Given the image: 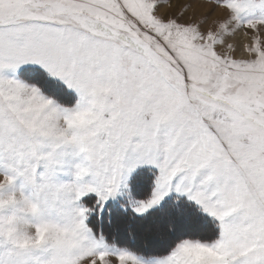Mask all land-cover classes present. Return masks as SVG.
Wrapping results in <instances>:
<instances>
[{
    "label": "snow or ice",
    "instance_id": "6c2138e0",
    "mask_svg": "<svg viewBox=\"0 0 264 264\" xmlns=\"http://www.w3.org/2000/svg\"><path fill=\"white\" fill-rule=\"evenodd\" d=\"M166 2L0 0V264H148L86 223L138 168L159 175L137 212L176 190L218 221L152 264H264V0Z\"/></svg>",
    "mask_w": 264,
    "mask_h": 264
},
{
    "label": "rangeland",
    "instance_id": "374dc122",
    "mask_svg": "<svg viewBox=\"0 0 264 264\" xmlns=\"http://www.w3.org/2000/svg\"><path fill=\"white\" fill-rule=\"evenodd\" d=\"M187 5H191V7L187 8V11H185V7ZM213 8H214V0H167L166 3H162L161 8H160V14L178 17V18L183 19L184 22H192V21H200L205 16H207L209 13H212V17H211L212 20H216L220 15H222V10L218 9L215 12H213ZM218 14L220 15L218 16ZM233 43H235V41ZM232 54L234 55L235 58H240V56L237 55V50ZM21 78L32 80L34 77L29 71H25L21 74ZM77 162H78V158H76L74 155L70 153L66 157L65 164L63 165L62 171L58 173L57 180L63 183L72 182L74 180V171H75L74 165ZM141 172L144 174V177H145V182L147 186L146 189L151 192L152 187H153V181H154L157 171L155 169L139 168L135 173H132L129 176L130 177L129 179L125 178V180L121 183L120 187L116 191V194L113 196H110L106 201L97 202L98 197L96 195H92L91 197L88 198L87 205L91 210L87 214L86 223L88 227L91 229L94 237L97 240H101L107 246L109 250L117 252V253L118 252H128L132 254L133 256L137 257L139 260L147 261L148 264H152V262L156 258H159L161 255L158 256L156 255V253H154L153 255L151 252L153 248L149 246L150 244L151 246L154 247V249H168V247L162 248L158 244L165 243L167 240H169L170 236L174 234L178 235L180 233H185L186 231H191V232L197 231L196 230L197 228H195L192 224H190L188 218L185 216L188 213L184 212L183 214H179L175 216L173 215V216L164 217V218L161 217V219H158L157 221H156V217L155 218L153 217L149 219V221L147 222H144V223L142 222L139 224L137 223L135 226L136 227L135 231H133L132 234H129L128 233L129 231H127V228L130 223H128L129 219L125 216L127 219L125 220V218H122L121 221H119L121 225L120 227H118V229L117 227L114 229L110 228L111 232L107 233L109 235L108 237H106L102 232L99 231L100 230L98 227L99 221L97 220V218H99L102 215V213L106 211V208L109 205L112 206L113 208L114 207L120 208L123 211L132 212L133 215L135 216L145 215V214L139 215L136 209L142 206L141 204L142 201L149 199L150 196L146 198H139L133 193L134 190H132L135 179L137 175ZM184 200L186 203L190 202L189 200H187V198H184ZM194 205L203 214L209 217L208 219L211 220L210 223L213 226H211L210 232H205V233L196 232L197 238L192 237V238H187V239H200V240L210 242L214 240L219 234V229L217 227L218 221L214 217H212L209 213H207L200 204H198L199 205L198 206L197 204L194 203ZM152 210L148 211L147 213L151 212ZM95 221L96 222L98 221V223H95ZM169 223H172L170 224L171 226L169 225ZM182 224H185V225L187 224L188 228L182 227ZM197 224L199 225V222H197ZM175 226L177 227L178 231L174 228ZM114 231H117L118 234H115ZM144 233L145 234L152 233L151 237L149 238L150 241H147V238ZM113 235L114 236L116 235L115 241H112L111 239ZM139 237L141 240L139 239ZM131 240L133 241L131 242ZM154 240H156L157 243H154L153 242ZM181 240L179 239L178 242ZM152 244H155V245H152ZM146 249H148V251L150 252L146 251ZM110 259H112L115 262V257H111ZM82 264H86V261L82 262ZM97 264H101V262L98 259H97ZM116 264H118V262H116Z\"/></svg>",
    "mask_w": 264,
    "mask_h": 264
},
{
    "label": "trees",
    "instance_id": "16d2710c",
    "mask_svg": "<svg viewBox=\"0 0 264 264\" xmlns=\"http://www.w3.org/2000/svg\"><path fill=\"white\" fill-rule=\"evenodd\" d=\"M146 188H147V186H146V182H145V177H144V174L141 172L137 175L135 182L133 184L132 190H134L133 193L137 197L146 198V197L150 196V194H151V192L148 191ZM184 212L188 213L187 215H185L188 218V220H189L190 216L191 217L195 216L194 218L199 222V225L201 227L211 230V226H213V225L210 223L211 220L208 219L209 217H207L205 214H203L194 205V203H192V202L186 203L184 198H182V197H171L169 199H166L159 207L155 208L151 212H149L145 215H142V216H135V215H133L132 212L123 211L120 208H115V207L113 208L112 206L109 205V206H107L106 211L104 213H102V215L99 218H97V220L99 221V224H98V227L100 229L99 231L102 232L106 237H108L109 235L107 233L111 232L110 228L114 229L117 227V229H118V227H120V225H121V223L119 221H121L122 218H125V220L127 218L129 219L128 223H130L132 225L129 224L127 231H129L128 232L129 234H132V232L135 231V228H136L135 226L137 223L139 224L142 222L143 223L147 222V221H149V219H151L153 217L154 218L156 217V221H157L158 219H161V217L164 218V217H170L173 215L175 216V215L183 214ZM140 220H142V221H140ZM143 220H145V221H143ZM98 221L97 222L95 221V223H98ZM170 224H172V223H169V225ZM174 228L178 231L176 226ZM196 232H202V231L200 230V231H196ZM196 232L186 231L185 233H180L178 235L174 234L175 238L172 242H170L167 245L168 249H154V247L151 246V244H150L149 246L153 248L151 250V252L153 255H154V253H156V255H158V256H160V255L163 256V255L167 254L173 248V246L176 244V242H178L179 239L181 240L184 238L187 239V238L196 237V234H197ZM114 233L118 234L117 231H114ZM119 234H120V232H119ZM151 234L150 233L145 234L147 241H150L149 238L151 237ZM154 237H156V236H154ZM111 239H112V241H115L116 235L115 236L113 235L111 237ZM139 239H140V237H139ZM156 240H154L153 242L157 243ZM132 241L133 240H131V242ZM152 245H155V244H152ZM167 246H165V247H167ZM146 251H148V249H146ZM148 252H150V251H148Z\"/></svg>",
    "mask_w": 264,
    "mask_h": 264
},
{
    "label": "bare ground",
    "instance_id": "6f19581e",
    "mask_svg": "<svg viewBox=\"0 0 264 264\" xmlns=\"http://www.w3.org/2000/svg\"><path fill=\"white\" fill-rule=\"evenodd\" d=\"M220 14H218V16H219ZM235 41V43H241V42H243L244 44H246L247 43V36L245 35V33L244 32H241V33H238L235 37H233V41L232 42H234ZM237 55L238 56H240V58L241 57H245L246 55H247V53L244 51V49L243 48H237ZM187 215V214H186ZM192 215V214H191ZM189 216V215H188ZM195 217V216H194ZM194 217H191L190 216V218H189V223L190 224H192L195 228H197L196 230L197 231H202V232H210V230L209 229H207V228H203V227H201L200 225H198L197 224V220L194 218ZM135 224V223H134ZM189 225V224H188ZM182 227H184V228H188V226H187V224L185 225V224H182ZM210 228V227H209ZM203 234V233H202ZM208 234V233H207ZM176 235V234H175ZM174 238H175V236L174 235H172V236H170V238H169V240H167L165 243H163V244H158V245H160L162 248H164L165 246H167L170 242H172L173 240H174ZM160 247V248H161ZM168 247V246H167Z\"/></svg>",
    "mask_w": 264,
    "mask_h": 264
},
{
    "label": "crops",
    "instance_id": "0c3cea01",
    "mask_svg": "<svg viewBox=\"0 0 264 264\" xmlns=\"http://www.w3.org/2000/svg\"><path fill=\"white\" fill-rule=\"evenodd\" d=\"M139 169V168H138ZM138 169H136L134 172H132V173H135ZM153 169H155V168H153ZM157 172H156V175H155V178H154V181H153V187H152V191H151V195H150V197H149V199H147V200H145V201H142V205L144 204V203H146V202H148V201H150L153 197H154V194H155V191H156V188H157V185H156V177L159 175V170L158 169H155ZM131 173V174H132ZM130 174V175H131ZM130 175H128V176H126V179L128 178H130L129 176ZM174 196H176V197H182V198H187V200H189L190 202H192V203H195V204H197L198 205V203L196 202V201H194V200H191L190 198H188L189 196L186 194V193H181V192H177L176 190H172L171 192H169V194L168 195H166V196H164V198L158 203V204H156V205H154V206H152L151 208H149L146 212H144V213H139V212H137L139 215H142V214H146L148 211H150V210H152V209H155V208H157V207H159L166 199H169V198H171V197H174ZM199 206V205H198ZM141 207V206H140ZM160 257H163V256H160Z\"/></svg>",
    "mask_w": 264,
    "mask_h": 264
}]
</instances>
